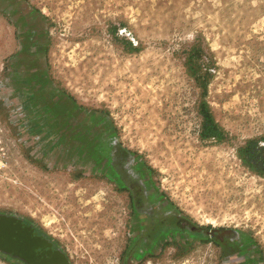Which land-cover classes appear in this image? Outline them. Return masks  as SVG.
Returning <instances> with one entry per match:
<instances>
[{
  "label": "rangeland",
  "instance_id": "obj_1",
  "mask_svg": "<svg viewBox=\"0 0 264 264\" xmlns=\"http://www.w3.org/2000/svg\"><path fill=\"white\" fill-rule=\"evenodd\" d=\"M251 142L264 0H0V224L63 264H264Z\"/></svg>",
  "mask_w": 264,
  "mask_h": 264
},
{
  "label": "water",
  "instance_id": "obj_2",
  "mask_svg": "<svg viewBox=\"0 0 264 264\" xmlns=\"http://www.w3.org/2000/svg\"><path fill=\"white\" fill-rule=\"evenodd\" d=\"M3 218L0 215V220ZM32 232V233H31ZM38 234L30 230L23 229L19 224L5 227L0 224V255L21 260L20 256L35 254L45 250V247L38 243ZM53 254L48 253L52 258Z\"/></svg>",
  "mask_w": 264,
  "mask_h": 264
},
{
  "label": "trees",
  "instance_id": "obj_3",
  "mask_svg": "<svg viewBox=\"0 0 264 264\" xmlns=\"http://www.w3.org/2000/svg\"><path fill=\"white\" fill-rule=\"evenodd\" d=\"M204 119L203 137L215 138L216 140H220V129L214 123L213 116L207 109L204 114ZM238 155L243 167L255 173L257 176L264 177V171L260 169L261 167H264L263 148L259 146L258 143H249L243 149H240L238 151Z\"/></svg>",
  "mask_w": 264,
  "mask_h": 264
},
{
  "label": "flooded vegetation",
  "instance_id": "obj_4",
  "mask_svg": "<svg viewBox=\"0 0 264 264\" xmlns=\"http://www.w3.org/2000/svg\"><path fill=\"white\" fill-rule=\"evenodd\" d=\"M21 228L30 230V227L26 225L21 226ZM37 241L39 244L45 247V250L39 251L35 254L20 256L21 260H23L25 264H63V255L57 251L53 245L49 244L40 236H38ZM48 253L53 254L52 258L48 257Z\"/></svg>",
  "mask_w": 264,
  "mask_h": 264
},
{
  "label": "crops",
  "instance_id": "obj_5",
  "mask_svg": "<svg viewBox=\"0 0 264 264\" xmlns=\"http://www.w3.org/2000/svg\"><path fill=\"white\" fill-rule=\"evenodd\" d=\"M178 226V228H182V227H179V226H181L182 224H181V221L178 219V220H176V222H175ZM178 228H176V229H178Z\"/></svg>",
  "mask_w": 264,
  "mask_h": 264
}]
</instances>
